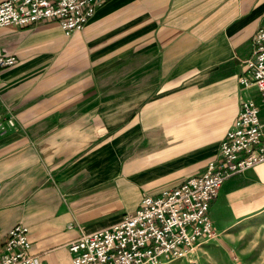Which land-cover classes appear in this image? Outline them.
Returning a JSON list of instances; mask_svg holds the SVG:
<instances>
[{"label": "crops", "instance_id": "0c3cea01", "mask_svg": "<svg viewBox=\"0 0 264 264\" xmlns=\"http://www.w3.org/2000/svg\"><path fill=\"white\" fill-rule=\"evenodd\" d=\"M262 25L264 0H105L68 34L0 27L17 58L0 70V117L15 120L0 132V250L21 223L39 264H70V240L201 174L242 100L261 105L239 77ZM210 217L197 244L264 225V161L224 181Z\"/></svg>", "mask_w": 264, "mask_h": 264}, {"label": "built area", "instance_id": "2783aa9c", "mask_svg": "<svg viewBox=\"0 0 264 264\" xmlns=\"http://www.w3.org/2000/svg\"><path fill=\"white\" fill-rule=\"evenodd\" d=\"M105 0H3L0 27L56 20L65 34L80 29ZM14 54L0 53V70L16 63ZM255 86L261 105L243 99L219 151L207 160L201 174L158 195L144 194L138 206L110 226L81 233L70 240V264H157L185 256L199 240L215 235L210 205L224 181L264 161V25L253 35L252 55L239 77ZM15 125L13 115L0 117V132ZM28 228L15 223L7 230L0 264H39L31 252Z\"/></svg>", "mask_w": 264, "mask_h": 264}, {"label": "rangeland", "instance_id": "374dc122", "mask_svg": "<svg viewBox=\"0 0 264 264\" xmlns=\"http://www.w3.org/2000/svg\"><path fill=\"white\" fill-rule=\"evenodd\" d=\"M157 264H264V225L243 226L232 245L206 240L195 244L185 256Z\"/></svg>", "mask_w": 264, "mask_h": 264}]
</instances>
